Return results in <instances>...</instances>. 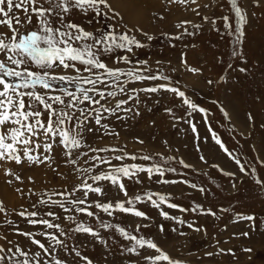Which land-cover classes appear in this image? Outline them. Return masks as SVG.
<instances>
[{
	"label": "snow or ice",
	"instance_id": "snow-or-ice-1",
	"mask_svg": "<svg viewBox=\"0 0 264 264\" xmlns=\"http://www.w3.org/2000/svg\"><path fill=\"white\" fill-rule=\"evenodd\" d=\"M167 2L185 7L189 4L198 5L190 11L197 16L201 15L199 0ZM221 3L226 6L228 13H234L239 22L238 28H234L232 16L229 14L215 16L213 13L214 18L203 16L202 20L207 21L216 32L221 33L222 37L235 35L237 43H242L246 36L244 27L249 24L248 12L239 0H209L203 7L209 8L212 5L220 7ZM254 3L257 7L264 6V0H254ZM123 21L124 17L113 6L111 0H0V162H2L0 167L5 163H14L18 166L47 163L51 167V162L56 161L75 166L84 157H87L84 163L91 164L90 167L76 169L78 173L83 172L87 175L81 177L79 185L73 186V191L65 189L63 192H54L47 200L40 199L37 202L43 205L51 202V205L62 211L54 212L49 208L43 216L39 211H29L27 208L16 212L18 217H23L33 228L42 227L45 230L35 233L32 230H17L16 234L27 240V244L24 245L9 239L7 234L0 235V241L5 242L0 244V264H101L95 257L82 253L81 248L84 247L82 242L78 241L70 246L67 243L70 233L85 234L91 237L92 241L98 242L104 249L101 254L102 264H185L173 251L162 246L161 238L167 239L166 229L162 223L156 225L157 232L152 233L151 223L132 221L122 226L119 222H105L95 210L99 209L108 216L123 214L138 218L139 221L154 223L153 217L138 207L150 204L163 220L175 222L181 227L186 225L188 229L202 235H207L206 228L197 226L195 221L190 222L180 215H171L164 208L179 213L191 212L198 216L220 218L217 211L211 207L205 208L202 203L183 207L173 202L170 194L152 190L129 193L126 182L143 184L145 178L151 181L156 177V183L188 185L199 191L202 196H206L208 189L187 179L165 178L167 173H177L176 168L165 167L171 161H176L184 169L199 171L183 158L177 160L175 156L165 157L158 152L143 155L129 153L126 145L118 147L92 142L103 140L105 136L119 139L120 133L111 129L109 123L102 121L112 117L127 124L128 121L139 117L145 107L141 94L148 97L150 94L170 93L179 100L178 107L186 106L188 117L198 112L202 114L205 124L210 115L208 109L195 103L177 86L179 81H173L171 73L177 72L178 68L170 66L171 62L165 65L159 59L152 63L149 58H136L137 50L149 48L150 42L157 37L142 28H130ZM189 24L196 30L202 27L201 24L185 20L175 25L177 29H183L179 35L173 36L168 33L161 35L170 42L171 47H175L171 41L181 40L184 35H196V32H190L185 27ZM233 55L244 65L236 68V71L248 75L250 69L247 57L242 52ZM185 56V53L181 54L180 66L192 74H201L203 70L191 66ZM227 67L232 68L233 65L229 64ZM207 83L212 84L213 81L208 80ZM214 103L225 119H231L223 105ZM164 111L174 121L184 119L177 117L173 108L166 107ZM185 122L195 134L194 139L199 141L197 124L191 119ZM247 122L254 125L252 113L247 114ZM207 130L212 141L237 166L234 171L225 170L217 163H212L210 167L228 177L233 190L239 191L240 184L244 182L238 173L243 177L251 176L254 185L264 189V158L257 161L261 169L258 174V169L253 163L247 160L242 162L240 155L229 150L210 124H207ZM133 139L136 143L144 144V140L138 136H134ZM101 153L109 155L104 156ZM157 157L160 158L159 161ZM137 160L151 161V164L145 166L125 162ZM199 160L204 164L209 163L204 155H200ZM53 171L57 169L53 168ZM5 173L13 177L7 181L8 184L14 181L23 183L22 177L11 169H5ZM203 174L209 175L207 172ZM28 179L32 181V177ZM89 180L94 183H89ZM211 182L216 185L215 180ZM15 191L22 197L25 195L23 189L19 187ZM77 191L81 193L77 199L51 198L52 195L74 196ZM89 194L93 196L91 201ZM30 207L36 208V204ZM219 211L228 213L232 209L221 208ZM0 213L7 216V209L2 200ZM64 213L73 215L65 217ZM75 213L98 221L97 227L78 220ZM65 219L75 227L70 225L67 228L62 227ZM241 222H251L249 229L233 235L247 238L251 232L261 229L264 217L258 218L252 212H238L232 217V223ZM13 223L12 220L7 221L8 225ZM101 229L110 235L105 238L101 234ZM145 230L152 238L144 234ZM170 231L178 233L181 237L188 235L175 227ZM116 234L122 239H116ZM123 241L128 243L125 244ZM243 252L249 254L247 259L251 262L254 249L245 247ZM73 253L74 258L67 259V256ZM221 254L236 257L231 248L227 250L220 248L217 252L205 253L209 257Z\"/></svg>",
	"mask_w": 264,
	"mask_h": 264
},
{
	"label": "rangeland",
	"instance_id": "rangeland-1",
	"mask_svg": "<svg viewBox=\"0 0 264 264\" xmlns=\"http://www.w3.org/2000/svg\"><path fill=\"white\" fill-rule=\"evenodd\" d=\"M131 1L111 0V3L124 17L123 22L130 28H142L157 37V39L150 42L151 46L149 48L137 50L136 58H149L152 63L159 59L165 65L171 62L170 66L177 67L178 71L171 73L173 81H179L177 86L185 91L186 95L190 96L201 107L209 110L210 115L207 124L213 127L230 151L241 156L242 162L247 160L253 163L257 167L259 174L261 169L257 161L264 158V127H262L264 125V6H255L254 0H239V3L245 7L249 14V24L244 27L246 36L243 42L237 43L235 35L222 37L221 33L216 32L207 21L202 20L203 16L214 18L213 13L215 16L229 14L232 16L231 22L234 28H238V19L235 18L234 13H228L226 6L222 3L220 7L212 5L209 8H204L203 5L208 4L209 0H199L201 15L197 16L190 9L198 5L189 4L185 7L178 3L169 4L167 0H145L146 3L139 0L137 2ZM149 3L152 4L151 7L146 6ZM135 12L137 15L134 17ZM160 16L164 18L160 19ZM185 20L201 24L202 27L200 30H196L191 24L185 25L188 31L196 32V35H184L181 40H173L171 43L175 44V47H171L170 42L161 33H168L173 36L179 35L183 29H177L175 25ZM217 26L219 27L220 25L218 24ZM221 32H223L222 28ZM139 38L143 39L142 36H139ZM237 52H242L248 59V67L250 69L248 75L236 71V68L244 66L241 60L233 55V53ZM182 53L186 54L185 59L191 66L199 67L203 70L201 74H192L180 66ZM229 64L233 65V67L228 68L227 65ZM222 77L227 79H222ZM208 80H212L213 83L208 84ZM146 83L150 84L152 82ZM141 99L145 105L141 115L134 120L128 121L127 124L112 117L102 121V123H109L111 129L120 133L119 139L114 136H105L103 140H93L92 142L99 145L106 144L118 147L126 145V150L129 153L143 155L158 152L165 157L175 156L177 160L183 158L186 162L193 164L199 171L184 169L176 161H171L165 167H174L177 169V173H185L186 175L167 173L165 178L187 179L198 186L208 189L209 192L206 196H202L199 191L190 188L188 185L156 183V177H153L151 181L145 178L143 184L126 182L129 186V193L152 190L170 194L173 197V202L179 203L183 207H189L194 203H202L205 208L211 207L214 211H217V215L220 218L198 216V214L191 212L179 213L176 210L164 208L171 215H180L183 219L190 222L195 221L197 226L206 228L207 235H202L188 229L186 225L181 227L175 222L163 220L158 215L157 210L152 208L150 204L138 205V207L147 211L153 217L154 223L139 221L138 218L124 216L123 214L108 216L100 212L99 209L95 211L105 222H119L122 226L126 223L130 224L132 221L151 223L150 231L152 233H156V225L162 223L167 234V239L161 238L162 246L166 250L173 251L174 255L181 258L185 264H264V225L256 232H251L250 237L245 238L234 236L233 233L248 230L251 222L232 223V217L238 212H252L258 218L264 217V189L255 186L251 176L243 177L242 174L238 173L244 182L240 184L239 191L233 190L230 179L210 167L212 163H217L225 170L234 171L237 166L212 141L202 114L197 112L188 117L186 115V106L181 105L178 107L179 100L170 93L150 94L148 97L141 94ZM214 102L223 105L225 111L230 114L231 119H225L223 113ZM166 107L173 108L175 115L184 119L174 121L164 111ZM149 108L151 111H148ZM248 113H252L254 116V125L248 124ZM121 115L125 114L121 113ZM188 119L197 124V131L200 134L199 141L194 139L195 134L192 133L189 124L185 122ZM129 124L131 127H128ZM134 136L143 139L144 144L136 143L133 139ZM165 141H167L166 144ZM197 148H199V151H197ZM101 155L108 156L109 153H101ZM200 155H204L209 163L204 164L200 161ZM86 159L87 157H84L75 166L65 165L63 162L56 161L51 162V167L47 163L42 165L25 164L23 166L5 163L3 167H0V200L4 201L7 209V216L0 213V225H2L0 226V235L7 234L9 239L24 245L27 244V240L17 235V230H32L34 233L45 230L42 227L33 228L32 225L24 221L23 217H18L16 212L27 208L29 211H39L43 216L49 208L54 212L62 211L51 205V202L48 205L37 202L40 199L47 200L49 195L54 192H63L65 189L73 191V186L79 185L81 177L87 175L83 172L78 173L76 169L91 166L90 163H84ZM159 160L160 158L157 157V161ZM125 162L139 163L145 166L151 164V161L142 160ZM114 163L116 162L114 161ZM53 168L57 169V171H53ZM70 168L72 171H70ZM5 169H11L19 174L23 179V183L14 181L12 184H8L7 181L13 179V177L6 175ZM204 172L209 175H204ZM28 177H32V181ZM212 180H215L216 185L220 187L212 184ZM88 182L94 183L91 180ZM18 187L23 189L25 193L23 197L15 191ZM80 196L81 193L77 191L74 196L52 195L51 198L54 200H65L77 199ZM92 198V194H89V201ZM34 203L36 208L30 207ZM221 208H230L232 211L223 213L219 211ZM64 215L67 217L73 214L64 213ZM74 215H76L78 220L90 224L94 228L98 225V221L93 218L84 217L79 213ZM45 218L52 219L51 217ZM8 220H12L14 223L8 225ZM69 225L73 228L75 227L67 219L62 222V227L67 228ZM173 227L188 235L181 237L178 233L171 232L170 230ZM100 231L105 238L110 235L103 229ZM144 234L148 238H152L147 230H145ZM115 238L122 239L118 234H116ZM217 240L219 243H216ZM78 241L84 245L81 248L84 255L95 257L102 264L101 254L104 249L98 242L92 241V238L85 234H69L67 243L70 246ZM3 243L5 242L0 241V244ZM109 243L111 244V241ZM123 243L127 244L128 242L123 241ZM245 247L254 249V253L251 254L253 255L251 262L247 259L249 254L243 252ZM220 248L225 250L231 248L236 253V257L230 254L211 257L205 255L206 252H217ZM114 250L118 251L115 248ZM73 258L74 253L67 256L69 260ZM109 259H112V257H109Z\"/></svg>",
	"mask_w": 264,
	"mask_h": 264
},
{
	"label": "bare ground",
	"instance_id": "bare-ground-1",
	"mask_svg": "<svg viewBox=\"0 0 264 264\" xmlns=\"http://www.w3.org/2000/svg\"><path fill=\"white\" fill-rule=\"evenodd\" d=\"M131 1V0H130ZM140 2H143V3H146V1L145 0H139ZM132 2V1H131ZM133 2H137V0H133ZM133 4V3H132ZM131 5V4H130ZM142 6V5H141ZM146 6H148V7H151L152 6V4L151 3H149L148 5H146ZM127 7V6H126ZM147 7V8H148ZM133 13V12H132ZM138 13V12H137ZM135 15H137L136 14V12L134 13V17H135ZM133 16V15H132ZM133 18V17H132ZM136 19V18H135Z\"/></svg>",
	"mask_w": 264,
	"mask_h": 264
}]
</instances>
